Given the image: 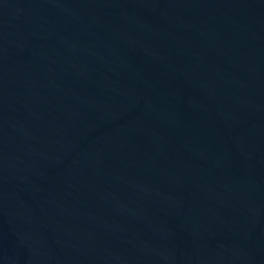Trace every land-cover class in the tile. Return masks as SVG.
Segmentation results:
<instances>
[{"label":"water","instance_id":"95a60500","mask_svg":"<svg viewBox=\"0 0 264 264\" xmlns=\"http://www.w3.org/2000/svg\"><path fill=\"white\" fill-rule=\"evenodd\" d=\"M0 264H264V0H0Z\"/></svg>","mask_w":264,"mask_h":264}]
</instances>
